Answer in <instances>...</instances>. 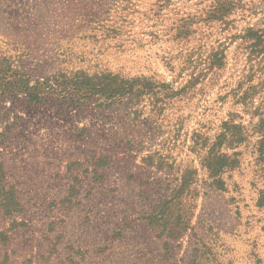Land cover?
<instances>
[{
  "label": "rangeland",
  "instance_id": "obj_1",
  "mask_svg": "<svg viewBox=\"0 0 264 264\" xmlns=\"http://www.w3.org/2000/svg\"><path fill=\"white\" fill-rule=\"evenodd\" d=\"M233 1L222 24L212 0H0V67L56 89L0 99V264H264V0ZM83 74L138 91L79 99ZM228 120L245 140H215ZM211 152L235 161L214 180ZM183 183L187 227L152 224Z\"/></svg>",
  "mask_w": 264,
  "mask_h": 264
},
{
  "label": "trees",
  "instance_id": "obj_2",
  "mask_svg": "<svg viewBox=\"0 0 264 264\" xmlns=\"http://www.w3.org/2000/svg\"><path fill=\"white\" fill-rule=\"evenodd\" d=\"M238 8L236 4H234L233 0H212L211 4L208 6V10L206 11L207 17L205 20L209 22H219L222 24L229 23L227 17H229L235 9ZM191 20H182L178 21L176 27L174 28V33L172 35L173 40L185 41L188 40L192 35V26L190 25ZM231 21V20H230ZM245 36L243 39L247 42L255 37L253 30L248 28L245 30ZM209 62L210 69L219 68L222 64L221 57H218L217 54H211ZM4 66L0 67V85L3 84L2 91H0V99H5L6 97L15 98L20 96L22 100H25L28 105H37L40 102L46 101L47 96L56 95V89L52 92L47 83L44 82H30L29 78L25 75L17 73V71L13 70L11 65L4 62ZM81 82L84 86H89V88H85L83 92H79L81 94L79 99L85 98L88 96H94L98 94H102L105 96L104 98L108 101L113 100L115 98H121L125 95H131L137 92V85L132 81L120 79L119 76L113 74L106 75H94L88 76L83 74ZM106 80V83L101 82V80ZM91 86V87H90ZM144 86V85H143ZM144 88V87H141ZM116 100V99H115ZM228 123L231 125L228 126ZM222 132L217 135L215 140L223 139L224 141L228 134L232 137H236L237 140H245V132L243 131V126L234 125L232 121L228 120L223 124ZM261 143V149H264V137L259 140V144ZM205 170L209 173V176L214 180L218 175L224 173L225 167L228 165H234L235 161L230 162L228 164L227 158L222 154H215L213 152L209 153L205 159L203 160ZM191 173L189 174V177ZM217 186L216 189H220L222 185V181L220 179L215 180L213 186ZM186 183L179 185L177 190H172L170 194V199H164L159 202L153 211V215L149 216V221L152 224H157V219L161 220L164 214L167 216L174 215L175 222L174 226L178 229H183L187 227V221H181L180 214L182 206V196L186 192ZM257 205L260 207L264 206V190L259 191L257 201ZM9 210V213L12 211H17L19 205L15 200L14 192L11 191L9 193V205L6 206ZM187 214V213H186ZM191 214V208L189 211ZM161 217V218H160ZM171 235V234H170Z\"/></svg>",
  "mask_w": 264,
  "mask_h": 264
}]
</instances>
